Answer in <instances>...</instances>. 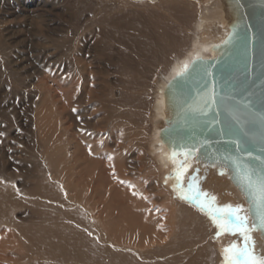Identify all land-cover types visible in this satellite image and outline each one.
<instances>
[{
    "label": "rangeland",
    "instance_id": "1",
    "mask_svg": "<svg viewBox=\"0 0 264 264\" xmlns=\"http://www.w3.org/2000/svg\"><path fill=\"white\" fill-rule=\"evenodd\" d=\"M210 2L0 0V264H92L126 222L134 247L159 248L183 229L175 204L218 256L230 234L168 190L150 152L156 86Z\"/></svg>",
    "mask_w": 264,
    "mask_h": 264
},
{
    "label": "water",
    "instance_id": "2",
    "mask_svg": "<svg viewBox=\"0 0 264 264\" xmlns=\"http://www.w3.org/2000/svg\"><path fill=\"white\" fill-rule=\"evenodd\" d=\"M217 2L228 32L211 45L209 57L193 58L187 70L175 74L163 87V127L158 130V140L168 157L173 151L182 153L193 144L206 141L201 151L208 155L196 153L200 159L190 160L214 168L218 174L223 171L247 208L250 198L241 192L236 171L225 156L247 158L244 152L237 153L235 146L226 147L228 137L219 133L229 125L242 129L247 133L244 147L253 155L264 157V0H240L239 6L236 0ZM209 92H214V103L207 113H193L191 109ZM209 127L211 131L207 130ZM253 232L264 247L260 231Z\"/></svg>",
    "mask_w": 264,
    "mask_h": 264
},
{
    "label": "bare ground",
    "instance_id": "3",
    "mask_svg": "<svg viewBox=\"0 0 264 264\" xmlns=\"http://www.w3.org/2000/svg\"><path fill=\"white\" fill-rule=\"evenodd\" d=\"M205 18L207 21L202 20ZM192 30L191 41L188 48L186 47L187 49L172 59L167 71L164 70L165 73L161 76L162 79L156 86L158 91L154 98L152 117L150 118L152 120L150 152L156 161L157 170L159 171L158 175L160 178L158 179L163 181L165 186L168 190L170 189L174 196L177 195V193L173 191V186L176 185V174L173 171V165L168 159V154L165 148L158 140V130L163 127V121L161 118V91L167 81L175 74L181 72L184 69V65H188L193 58L209 57V48L211 45L221 41L227 34L228 29L221 19L220 6L217 0H212V2L203 9L201 19L194 24ZM182 159L183 156L177 157L178 161ZM190 163L191 167L188 168V171L181 177V183L183 184L182 191L184 193H188L187 186L189 183H192L194 187L189 195L193 196V192H197V190L200 191L201 195L207 193L208 196L206 197V201L204 200L205 202L210 201V198L215 196V202L211 205L214 208H223L225 205L229 204L233 206L239 204L244 207L243 201L237 195L236 191L232 189L224 175H219L214 168L204 167L199 162H195L194 159L190 160ZM166 177H169L167 182ZM193 177H195V179H193ZM189 209L190 208H187L186 206L175 204V208L173 209L175 211L173 212L174 218L180 220L181 217H183L185 220L182 231L180 229H175V234L172 237L174 241L171 239V242L168 241L165 244L162 242V245L159 248H136L132 244V239L128 235V233L135 230L136 226L132 222L129 224L126 222V224L122 225V231L120 230L122 233V239H116L119 240L116 245L111 238L107 244V253L97 257L96 260H98V262L95 261L92 264H213V261L215 264H225L223 246H232L233 244H236L237 247H241L242 240L235 241L230 235L223 236L219 241L217 240V243L213 244L215 245V252L218 255L216 257L209 240L210 230L206 226L204 219L200 218ZM198 212L201 213L200 211ZM205 217L208 219L206 215ZM161 226L168 227L169 225ZM174 226L176 225L174 224ZM183 232L190 234L191 237H185V235L182 234ZM251 235L256 243L254 251L258 255L263 256L264 247L261 239H259L256 232H252ZM151 237H164V235L160 231L157 232V235H151ZM154 248L157 250L156 253L159 252V255L161 256L160 259L156 257V253H153Z\"/></svg>",
    "mask_w": 264,
    "mask_h": 264
},
{
    "label": "snow or ice",
    "instance_id": "4",
    "mask_svg": "<svg viewBox=\"0 0 264 264\" xmlns=\"http://www.w3.org/2000/svg\"><path fill=\"white\" fill-rule=\"evenodd\" d=\"M237 6L240 4V0H236ZM188 65H184V69L187 70ZM214 103V92L206 93L199 104L192 108L193 113H199V115H205L209 110L211 104ZM196 119V116H193ZM235 119V117H234ZM212 122H209L211 125ZM211 131V127L207 129ZM240 133L238 136L237 133ZM222 137H228L225 140V146L229 149L231 146H235L237 153L244 152L245 157H231L225 156V160L229 161L236 171L238 177V186L242 193L246 197L250 198V203L247 208L242 205H225L223 208H214L211 205L215 202V196L210 198L208 202H202L199 197L200 191L197 190L195 196L186 194L182 191L183 184L181 183V177L191 167L190 159L195 157L199 160L200 156L196 153H200L201 156H207L206 152L201 150L206 147V141H200L198 144H193L188 147L186 151L177 153L173 151L168 159L173 165V171L176 174V185L173 187L174 192H178V198L184 201L196 200L201 210L209 208L208 215L212 220L214 226L217 229L216 236L219 237L222 233L227 232L230 235L239 234L242 240V246L237 247L233 244L229 248L223 250L225 264H264V256L258 255L254 249L256 243L252 238L251 233L259 230L261 237L264 238V157L253 155L252 151L244 147L246 140L243 138L247 136V133H243V130L233 129L230 125L220 130L219 133ZM236 137V138H233ZM264 151V149H262ZM182 155L183 159L178 161L177 156ZM252 161L258 162L253 166ZM219 175H224V172H219ZM255 177V178H254ZM169 177H166V182ZM195 179V177H193ZM188 193L193 191L194 185L188 184ZM205 197L207 193H203ZM251 222V223H250Z\"/></svg>",
    "mask_w": 264,
    "mask_h": 264
}]
</instances>
